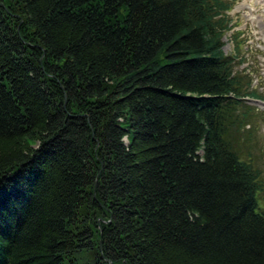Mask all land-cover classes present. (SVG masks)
<instances>
[{
    "label": "trees",
    "instance_id": "obj_1",
    "mask_svg": "<svg viewBox=\"0 0 264 264\" xmlns=\"http://www.w3.org/2000/svg\"><path fill=\"white\" fill-rule=\"evenodd\" d=\"M234 3L0 0V264H264Z\"/></svg>",
    "mask_w": 264,
    "mask_h": 264
},
{
    "label": "rangeland",
    "instance_id": "obj_2",
    "mask_svg": "<svg viewBox=\"0 0 264 264\" xmlns=\"http://www.w3.org/2000/svg\"><path fill=\"white\" fill-rule=\"evenodd\" d=\"M230 11L233 30L224 36L225 51L236 55V69L250 74L254 89L264 97V0H234ZM235 31V33H233ZM237 31V33H236ZM255 109L264 111V104L253 102ZM260 115L257 124V144L252 147L256 167L261 170L263 189L259 202L264 208V118Z\"/></svg>",
    "mask_w": 264,
    "mask_h": 264
}]
</instances>
